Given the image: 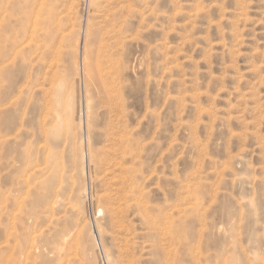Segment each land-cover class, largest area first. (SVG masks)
<instances>
[{"label": "rangeland", "instance_id": "obj_1", "mask_svg": "<svg viewBox=\"0 0 264 264\" xmlns=\"http://www.w3.org/2000/svg\"><path fill=\"white\" fill-rule=\"evenodd\" d=\"M0 264H264V0H0Z\"/></svg>", "mask_w": 264, "mask_h": 264}, {"label": "bare ground", "instance_id": "obj_2", "mask_svg": "<svg viewBox=\"0 0 264 264\" xmlns=\"http://www.w3.org/2000/svg\"><path fill=\"white\" fill-rule=\"evenodd\" d=\"M90 1V0H89ZM93 1V0H92ZM43 1H42V3H40L41 5H43ZM53 3V2H52ZM39 4V10H40V5ZM46 6V5H45ZM42 7V6H41ZM38 9H36V10H38ZM55 9H56V6L54 7H52V9H49L48 11H47V13H46V15H47V18L43 21L44 22V30L42 29L41 31H43V33H44V35H45V37H44V48H46V49H49L50 47H53V51H54V49L56 48H54V46H52V42H53V39H54V37H53V32H54V25L56 24V22L58 21V22H61L58 18H57V14H55ZM2 10V9H1ZM38 12V11H37ZM41 13V12H40ZM39 13V14H40ZM35 14H36V12H35ZM36 16V15H35ZM40 16V15H39ZM38 17H36L35 19H37ZM33 19V18H32ZM34 20V19H33ZM57 20V21H56ZM37 20H35V22H36ZM38 23V22H37ZM35 23L33 22V25H31V26H33L32 28H30V29H32V30H35V26L37 25H35ZM39 26V25H38ZM40 26H42V25H40ZM57 27V26H56ZM38 29H40V28H38ZM31 30V31H32ZM58 30V29H57ZM30 31V30H29ZM34 32H36V31H34ZM30 33V32H29ZM33 34V33H32ZM36 36L35 37H39L40 35H38L37 34V32L36 33H34ZM71 35H73L72 33H71ZM34 36V35H33ZM85 36V35H84ZM30 37H32V36H30ZM62 37V36H61ZM60 37V38H61ZM67 37H69V36H67ZM87 38V37H86ZM36 39V38H35ZM34 39V40H35ZM62 39V38H61ZM32 40V39H31ZM56 40H57V38H56ZM86 40V39H85ZM42 41V40H41ZM79 41V40H78ZM36 42H38V41H36ZM41 43V42H40ZM54 43V42H53ZM57 43V42H56ZM28 44V43H27ZM36 44H38V43H36ZM14 45H15V43H14ZM42 45V44H41ZM54 45V44H53ZM76 45V44H75ZM38 47V46H37ZM82 47H83V45H82ZM34 48H35V46H34ZM43 48V49H44ZM51 49H50V51H52ZM38 51V50H37ZM42 51V50H41ZM49 51V50H48ZM52 51V52H53ZM40 52V51H39ZM38 52V53H39ZM52 52H51V54H52ZM82 52H83V50H82ZM85 53V52H84ZM50 54V55H51ZM83 55V54H82ZM40 56V55H39ZM42 56V55H41ZM81 58H83V57H81ZM77 60V59H76ZM82 60H85V58L84 59H82ZM37 61H39V60H37ZM81 64H83V63H81ZM77 65V64H76ZM83 68V67H82ZM77 69V68H76ZM77 71H78V69H77ZM99 71V70H98ZM84 73V72H83ZM88 73V72H87ZM94 74V73H93ZM60 88H63V87H61L60 86ZM60 88H59V91H60ZM58 91V92H59ZM60 93V92H59ZM59 93H57V94H59ZM57 94H56V97H57ZM62 95V94H61ZM90 98V97H89ZM56 100V99H55ZM58 100H60V99H58ZM56 103H57V101H55ZM73 102V101H72ZM60 103V102H59ZM90 103V102H89ZM58 106V105H57ZM57 113H59V112H57ZM56 113V115L58 116V114ZM71 114H73V113H71ZM70 114V115H71ZM59 118H60V116H59ZM88 120V119H87ZM81 122V121H80ZM87 127V126H86ZM49 130V129H48ZM46 131V130H45ZM48 132V131H47ZM46 132V133H47ZM49 133V132H48ZM47 133V134H48ZM48 139V138H47ZM90 139H88V141H89ZM81 144V143H80ZM44 148H45V146H44ZM47 149V148H46ZM83 152V151H82ZM82 152H81V155H82ZM47 155H48V151H47ZM46 155V156H47ZM51 155H52V153H51ZM85 155V154H84ZM53 156V155H52ZM48 157V156H47ZM51 156H50V154H49V157L48 158H50ZM54 157V156H53ZM53 157H51L50 159V161H48V162H51L52 161V158ZM82 157V156H81ZM47 158V159H48ZM84 158V157H83ZM54 159V158H53ZM88 159H89V157H88ZM47 162V163H48ZM83 162V161H82ZM47 167H49V166H47ZM83 167V166H82ZM47 168L45 167V170H46ZM51 169V168H50ZM49 169V170H50ZM53 171V170H52ZM51 171V172H52ZM55 172V171H54ZM50 173V172H49ZM35 174H37L36 172H35ZM47 174H48V172H47ZM42 175V174H41ZM45 175H46V173H45ZM44 175V176H45ZM53 175V174H52ZM37 177V176H36ZM41 178H43V177H41ZM40 179V178H39ZM51 179V178H50ZM38 181V180H37ZM41 182V181H40ZM45 183H47V182H45ZM83 188V187H82ZM83 190H84V188H83ZM58 192V191H57ZM57 192H56V195H57ZM86 193H87V191H86ZM58 194H59V192H58ZM59 196V195H58ZM53 200H51V202H52ZM54 203V202H53ZM69 203H71V205H72V202H69ZM69 205V204H68ZM50 206H51V204H50ZM54 206V205H53ZM52 206V207H53ZM100 211H102L101 209H100ZM95 217V216H94ZM85 223V222H84ZM85 224H87V222L85 223ZM84 224V225H85ZM84 227V226H83ZM82 227V228H83ZM80 228V227H79ZM81 228V229H82ZM85 228H86V226H85ZM80 230V229H79ZM82 232V231H81ZM81 232H79V233H81ZM78 233V234H79ZM77 234V233H76ZM76 234H75V237H76ZM65 235V234H64ZM72 235H73V233H72ZM92 236V235H91ZM77 237H79V235L77 236ZM69 240H70V238H69ZM76 240H79V238H77ZM61 241V240H60ZM63 241V240H62ZM61 241V242H62ZM68 242H70V241H68ZM94 242V241H93ZM74 243H77V242H75L74 241ZM56 244V243H55ZM79 244V243H78ZM68 246V245H67ZM72 246H74V245H72ZM77 246H79V245H77ZM77 246H75V247H77ZM70 247H71V245H70ZM36 249H38V247L36 248ZM69 249V248H68ZM69 250H72L71 248L69 249ZM76 250V249H75ZM38 251V250H37ZM54 251H55V254L57 255V259L59 260V261H62L61 259H62V257L63 256H65V252H67V251H65L64 250V248H63V246L62 247H60L59 245H57L56 246V248L54 249ZM69 252V251H68ZM72 252H73V250H72ZM37 255V254H36ZM72 255V254H71ZM74 255V254H73ZM72 255V256H73ZM69 256V255H68ZM76 256H77V254H76ZM76 256H74V257H76ZM78 257V256H77ZM48 258V257H47ZM69 258H71V256H69ZM68 258V259H69ZM80 258V257H79ZM106 258H107V256H106ZM67 258H66V260H68ZM82 259V258H81ZM110 259V258H109ZM70 261V260H69ZM82 261V260H81ZM66 263V262H65ZM70 263V262H69ZM72 263V262H71Z\"/></svg>", "mask_w": 264, "mask_h": 264}]
</instances>
